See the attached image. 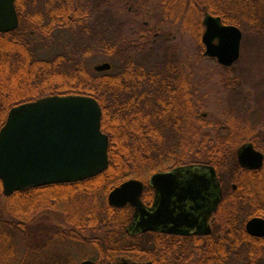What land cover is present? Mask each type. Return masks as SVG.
Here are the masks:
<instances>
[{
    "label": "trees",
    "instance_id": "trees-1",
    "mask_svg": "<svg viewBox=\"0 0 264 264\" xmlns=\"http://www.w3.org/2000/svg\"><path fill=\"white\" fill-rule=\"evenodd\" d=\"M14 6L17 29L0 33V129L20 104L49 96L91 97L108 137V167L90 178L9 196L0 181V264L152 261L151 241L125 233L132 209L109 206L108 194L125 181L146 183L154 173L181 166L239 169L237 145L220 139L215 125L202 118L194 92L183 86L172 38L159 29L192 36L203 59L200 21L206 12L262 45L264 0H116V6L108 0H15ZM57 30L71 32L69 47L50 58L36 56L34 45ZM95 55L109 57L119 71H94L88 61ZM230 200L223 201L234 204ZM238 211L226 216L230 225L253 213ZM55 212L61 220L51 217L43 229L34 226L41 213ZM254 214L264 217V211ZM254 254L264 264V249ZM226 259L208 264L232 263Z\"/></svg>",
    "mask_w": 264,
    "mask_h": 264
},
{
    "label": "water",
    "instance_id": "water-1",
    "mask_svg": "<svg viewBox=\"0 0 264 264\" xmlns=\"http://www.w3.org/2000/svg\"><path fill=\"white\" fill-rule=\"evenodd\" d=\"M14 3L15 0H0V33H9L18 27ZM202 25L204 56L216 59L221 66H232L240 56L241 31L236 26L222 25L220 18L208 14L204 16ZM109 69V63L94 67L96 72ZM107 150L108 137L101 131V109L91 97L49 96L15 106L8 112L0 129V181L3 194L9 196L31 187L93 177L108 167ZM237 161L242 168L255 169L261 165L262 155L254 151L251 145H245L238 150ZM202 169L208 172L199 173ZM183 175L189 180L182 184L178 179ZM214 181L216 177L211 167L181 166L150 177L149 186L160 196L159 206H153L155 210L143 206L140 200L143 184L137 180L125 181L113 189L107 196V203L111 207L129 205L134 209L132 221L125 230L127 234L156 231L160 226L167 225H172L167 233H178L176 228L182 227L183 223L170 220L171 198L175 197L178 203L204 200L200 195L212 184L215 185ZM217 202L216 199L212 206L215 207ZM246 231L251 236L264 237V220H249ZM80 264L131 263L84 260Z\"/></svg>",
    "mask_w": 264,
    "mask_h": 264
},
{
    "label": "flooded vegetation",
    "instance_id": "flooded-vegetation-1",
    "mask_svg": "<svg viewBox=\"0 0 264 264\" xmlns=\"http://www.w3.org/2000/svg\"><path fill=\"white\" fill-rule=\"evenodd\" d=\"M206 14L208 13L205 12L203 14L202 21ZM221 24L226 25L223 24L222 21ZM203 32L204 27L202 25L201 36ZM107 58L110 59L109 57ZM203 59L214 61L217 67L221 70L231 71L234 66L237 65L240 58L230 67L221 66L217 63L216 59L213 58L204 57ZM109 64L110 69L107 72L116 74L119 69L117 70L113 64ZM181 66L182 72L184 71L183 86L185 87L187 93L193 87V84L191 82L190 75L185 73L188 71V65L181 63ZM238 78L239 77H222L218 80L225 93L228 92L234 96V102H231L230 106H228L225 112L228 114L225 118L215 121V123L212 124L215 125V130L217 131L220 139L224 138L228 142H232L237 145L234 155L235 163L239 169L235 171V169H231V167H229L224 170L220 169L217 172L211 166L197 164L200 167L208 166L214 169L216 181L213 183L215 185L212 184L208 190L203 193V195H200L204 198V200H197L196 202L187 200L184 203H178L176 202L175 197L171 198L169 205L170 210L172 211L170 213V220L172 222L183 223L182 227L176 228L177 231L179 230L178 233L169 234L166 232L172 225L160 226V228L156 231L146 233L138 232L135 234H127L125 232L129 237H137L138 241L141 243L151 241L153 247L152 261L145 263L208 264L215 263V259L223 258L227 260L226 258L230 257L232 258V263H223L221 261L219 263L260 264L258 260L255 259L256 254H254V252H256L257 249V253H259L261 248L264 249V237H254L249 235L246 231V224L249 220L254 218L264 220V217L254 214V210L264 211V131L260 128V123H262L260 120H263L264 118L255 116V112H258L260 107L261 110H264V95H260V93L259 95H252L253 93L250 92L246 102L244 97L240 95L241 90H237L239 85ZM196 86L200 87L201 83H197V85L195 84L193 92H202L200 88H197ZM236 98L238 99L236 100ZM247 104L248 109H245ZM199 105L201 107L202 114V112L205 111L206 106L204 102ZM244 112L247 113L246 116L242 114ZM202 116L205 117L206 113L202 114ZM245 145H251L254 151L262 155V162L258 168L247 169L242 168L238 164L237 152ZM198 172L205 174L208 171L202 169ZM149 180L150 178L146 181V183L140 181L143 184V191L140 200L146 209H152L153 211L155 210V207L159 206L160 196L154 188L149 186ZM187 180H189V177H186L185 175L178 179V181L182 184ZM217 183L219 184V187ZM145 187H148L150 192L144 194ZM225 198L233 199L234 204L228 203L229 201H223ZM216 199L218 202L214 207L212 204ZM242 199H245V201H241ZM154 204L156 206L153 208ZM127 206L129 205L124 207ZM179 207L181 209H179ZM243 207L248 208L250 213L253 211L251 217L242 220V223L239 226L238 223L237 225H230L227 221L228 217L226 216L230 212L231 214H233V212L240 214L238 210ZM130 208L132 209L134 215V209L132 207ZM136 217L139 221V216L137 215ZM233 221V223L236 222V220ZM231 247H233V249H230Z\"/></svg>",
    "mask_w": 264,
    "mask_h": 264
},
{
    "label": "rangeland",
    "instance_id": "rangeland-1",
    "mask_svg": "<svg viewBox=\"0 0 264 264\" xmlns=\"http://www.w3.org/2000/svg\"><path fill=\"white\" fill-rule=\"evenodd\" d=\"M95 1L102 3L104 0ZM108 1H110V4L113 6H116V0ZM159 30L165 35L169 34L168 37L170 39L172 38L171 41H173L169 44L176 47V58H178L181 63L188 65V71L185 73L190 75V79L193 84L191 90L194 91L195 84L197 85V83H201L200 87H196L200 88L202 92H195L197 95L194 93V98L196 104L204 102L206 107L202 114L206 113V116H202L201 110L199 113L206 122L210 123L208 126H211L212 123H215V121L224 119L228 114L225 113L228 106H230L231 102H234V96L228 92L225 93L224 89H222L223 87L220 86V83L218 82L220 78L239 77L237 90H241L240 95L244 97L246 102L250 92L253 93L252 95H259V93L260 95H264V42L260 45L258 42L249 37V35H244L242 33L241 56L238 61L239 63L234 66L233 70L224 71L219 69L214 61L201 59L199 57V50L197 49L192 36L181 33L177 34L176 32L175 34L173 31L170 32L168 26H162ZM70 34L71 32L68 30H57L44 41H38L34 45V52L36 56L50 58L60 52H63L70 45ZM108 62L112 64V61L106 56L95 55L89 59L88 64L90 68H94L97 65ZM114 66L118 70V67L116 65ZM237 99L238 98H236V100ZM245 109H248V104ZM255 116L264 118V110H261L260 107L258 112H255ZM260 121H262V123H260V128L264 131V119ZM49 214L41 213L40 215L45 217L42 216L41 220H39L34 226H40L41 228L42 225L43 229L45 224H51V217H55L54 219L52 218L55 222H58L57 219L61 220L59 212Z\"/></svg>",
    "mask_w": 264,
    "mask_h": 264
}]
</instances>
